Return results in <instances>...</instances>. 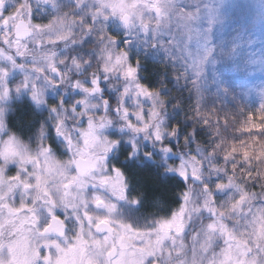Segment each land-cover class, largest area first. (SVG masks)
Returning <instances> with one entry per match:
<instances>
[{"label": "snow or ice", "instance_id": "obj_1", "mask_svg": "<svg viewBox=\"0 0 264 264\" xmlns=\"http://www.w3.org/2000/svg\"><path fill=\"white\" fill-rule=\"evenodd\" d=\"M45 2L53 12L38 20L32 0H12L10 7L0 0V104L26 91L37 108L46 106L54 133L50 137L41 123L37 147L30 150L9 125L31 123V111L21 116L0 106V264H188L186 258H173L185 256V234L192 241L191 264L209 251L206 264H264V204L253 207L257 193L249 191L259 175L264 200V171L241 167L238 173L235 163L229 171L233 159L264 161V102L240 124L250 135L247 146L230 142L221 151L215 144L207 153L179 157L178 163L165 158V171L185 183L170 212L144 224L118 214L119 202L135 206L139 200L129 195L122 169L109 161L119 138L104 131L115 127L142 134L166 157L175 155L167 138L176 136L178 126H165L166 97L138 78L139 60L130 61L129 42L121 45L115 33L122 26L155 36L172 27L165 47L175 48L185 70L199 77L211 49L190 47L200 35L192 24L196 9L185 6L191 0H74L73 15L60 11L56 0ZM110 18L118 21L111 31ZM89 35L100 41L99 62L85 79L81 73L91 61L59 56L56 46L82 43ZM13 72L20 75L10 79ZM109 76L122 81L115 98L103 91ZM65 85L80 95L69 102L63 95L45 100L47 89ZM93 96L99 103L89 102ZM192 111L208 124L199 98ZM137 147L133 142L126 158Z\"/></svg>", "mask_w": 264, "mask_h": 264}, {"label": "rangeland", "instance_id": "obj_2", "mask_svg": "<svg viewBox=\"0 0 264 264\" xmlns=\"http://www.w3.org/2000/svg\"><path fill=\"white\" fill-rule=\"evenodd\" d=\"M89 2H92V0H89ZM177 2L185 4V0H177ZM11 3L12 0H8L9 7ZM56 3L60 11L68 12L69 15H73L71 9L74 11V0H56ZM32 5L33 13L35 14L37 12L36 9L42 11V9H46L45 7L47 6H49L47 8V10L50 11L49 13L52 14L53 12L52 6L46 3L45 0H32ZM185 6L194 7L196 9L195 19L192 21V24L200 34L197 41L190 43V47L198 46L201 52H203L205 48L211 49L210 54L204 61L203 71L200 73L199 77H195L191 70H185V65L178 58L175 48L171 46L165 47L166 42L171 38V33L173 31L172 27L162 29L153 36L151 32L144 34L139 30L128 31L121 26L115 34L118 35L121 45H123V41L125 40L129 42L125 47L129 53L130 61L135 63L139 60L138 68L140 62L145 61L144 59L151 58L162 62L176 63L185 76L191 79L192 82L195 79L196 82L193 83V85L197 90L201 91H208L209 88L220 90L223 84L220 81L222 80V76H220L221 71L226 68L227 65H232V72L238 69L237 73L231 75V82H234L238 91L244 92L246 98L251 100L256 99L261 103L264 102V0H191V4H186ZM5 11H7V8ZM240 13L242 15H239V20L236 14ZM39 14L41 15L40 12ZM47 16L49 17V15ZM113 23H118V21H113L111 18L107 21L109 31L112 30ZM246 25L247 28H243ZM79 30L78 27L74 29V31ZM98 32L99 30L97 29V34ZM99 48L100 41L97 39L96 35L86 36L82 43L72 44L68 42V47L66 48L61 45L56 46L59 56L71 57L76 55L77 58L81 60L91 61V65H85V70L81 73L85 79L87 78V74L92 72L99 62ZM174 56H177V58L173 59ZM24 71L32 76L37 75V73L27 68ZM19 75V72H13L10 79H15ZM74 76L75 74H73V78ZM102 83L103 91L108 93L112 98H115L116 93L119 92L122 87V81L119 76H109V79L107 81H102ZM109 83L112 85L111 88L108 87ZM225 83L227 84V82ZM61 95H63L65 102H69L79 96L80 91L79 89H73L70 85L57 87L55 90L47 89L45 92V100L51 103ZM92 101L99 103V98L96 96L90 97L89 102ZM20 102L31 111V115L35 119L26 126V128H28L27 141L23 138L24 136L21 135L22 131H17V133L21 141L27 145L30 150H35L38 144L36 137L39 133L41 123L46 124L47 134L50 137H54L52 124L48 119V110L43 104L37 108L24 90L19 94L13 93L11 98L0 104V106L4 107L7 113H11L13 110L17 109ZM109 133H115L119 138V147L109 156L110 163L120 167L123 159L127 162H132L133 160H148L151 158L162 167L161 169H163L164 174L174 175L176 178L182 179L175 173L165 171L166 164L164 160L166 158L168 163H171L175 159L178 163L179 157L183 155L174 151L175 155L170 152L166 154L165 157V154L160 151V148L154 146L153 143L145 139L142 134L133 135L128 130L121 131L119 128L115 127H110L104 131L105 135ZM133 142L138 146L137 152L133 156L126 158ZM145 151L151 152V157L145 156ZM122 152L124 153L121 156ZM129 195L132 196L131 193H129ZM252 203L253 207L263 204L255 200ZM118 209V214L122 216V218L139 224L147 223L155 217L165 215L171 211V209H169L167 213L158 215L144 214L139 210V204L132 206L125 202H119ZM199 222V218H197L193 221L192 225H190V228L194 230ZM184 240L186 243L185 256H174L173 258H186L188 264H191L192 241L188 239L187 234H185ZM213 251H218V248L213 249ZM211 255L212 251H209L208 253L198 256L197 259L199 260V264H206L207 258Z\"/></svg>", "mask_w": 264, "mask_h": 264}, {"label": "trees", "instance_id": "obj_3", "mask_svg": "<svg viewBox=\"0 0 264 264\" xmlns=\"http://www.w3.org/2000/svg\"><path fill=\"white\" fill-rule=\"evenodd\" d=\"M236 15L239 19V15L242 14ZM243 28H247V25ZM144 60L140 62L138 78L149 87L157 88L160 95L166 97L161 109L166 127H171L172 124L178 126L176 136L167 138L173 152L183 156L207 153L215 144H220L222 151L226 144L236 141H243L245 146L248 145L250 135L240 130V124L247 113L255 111L261 102L246 98L244 92L238 91L234 82H231V75L237 73L238 69L232 72L233 66L227 65L220 74L222 76L220 81L223 83L220 90L209 88L208 91H201L195 88L191 79L181 74L183 72L176 63L152 58ZM198 98L201 113H207L208 124H204L203 117H197L192 111ZM16 111L24 116L29 109L25 105H19ZM34 119L32 116V121ZM15 124L17 128L29 125L19 120ZM137 161L127 162L123 159L120 165L129 180V193L138 197L139 210L142 213L156 215L167 213L178 202L177 194L185 187L183 179L164 174L162 167L151 158ZM234 163L238 165V173L241 167L250 168L253 173L257 172L258 167L260 171H264V161H260L259 164L256 161L245 164L243 161L233 159L229 164V171L231 164ZM259 182L260 176L256 175L249 185V191H255L257 193L255 201L264 204L259 195L261 192Z\"/></svg>", "mask_w": 264, "mask_h": 264}, {"label": "flooded vegetation", "instance_id": "obj_4", "mask_svg": "<svg viewBox=\"0 0 264 264\" xmlns=\"http://www.w3.org/2000/svg\"><path fill=\"white\" fill-rule=\"evenodd\" d=\"M33 15H34V18H35V19L41 20L40 17L37 15V12H36V14L33 13ZM20 104H21V103H20ZM18 106H19V105H18ZM18 106H17V107H18ZM9 126L12 128V131H13V132H17V131L20 132V131H22V132H21V135L24 136L23 138H24L26 141L28 140V139L26 138V137H27V134H28V130H27L28 128H26L25 125L22 126V127L17 128V127H16V124L14 123V124H10ZM25 128H26V129H25Z\"/></svg>", "mask_w": 264, "mask_h": 264}]
</instances>
